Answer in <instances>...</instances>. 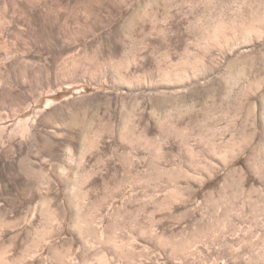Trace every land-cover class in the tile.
Wrapping results in <instances>:
<instances>
[{"label": "rangeland", "instance_id": "rangeland-1", "mask_svg": "<svg viewBox=\"0 0 264 264\" xmlns=\"http://www.w3.org/2000/svg\"><path fill=\"white\" fill-rule=\"evenodd\" d=\"M0 264H264V0H0Z\"/></svg>", "mask_w": 264, "mask_h": 264}]
</instances>
